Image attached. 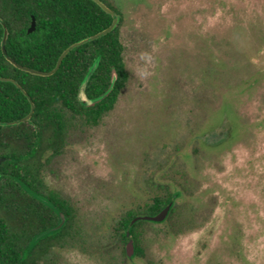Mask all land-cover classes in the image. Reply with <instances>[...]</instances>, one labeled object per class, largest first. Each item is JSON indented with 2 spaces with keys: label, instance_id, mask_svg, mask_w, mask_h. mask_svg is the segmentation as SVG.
I'll return each instance as SVG.
<instances>
[{
  "label": "rangeland",
  "instance_id": "obj_1",
  "mask_svg": "<svg viewBox=\"0 0 264 264\" xmlns=\"http://www.w3.org/2000/svg\"><path fill=\"white\" fill-rule=\"evenodd\" d=\"M108 2L129 81L46 168L82 233L41 264H264V0ZM161 186L175 212L128 256L117 223Z\"/></svg>",
  "mask_w": 264,
  "mask_h": 264
},
{
  "label": "trees",
  "instance_id": "obj_2",
  "mask_svg": "<svg viewBox=\"0 0 264 264\" xmlns=\"http://www.w3.org/2000/svg\"><path fill=\"white\" fill-rule=\"evenodd\" d=\"M102 1L120 15L116 29L71 50L59 70L47 77L27 73L7 60L0 22V76L14 79L28 93L26 96L15 84L0 81V264H41L54 248L73 244L82 233L73 204L48 185L45 173L51 160L64 151L76 123L99 125L115 108L129 81L122 14L108 0ZM33 17L36 29L29 32ZM0 19L8 29L7 54L22 66L44 72L55 68L70 45L113 23V17L92 0H0ZM96 62L86 94L90 99L108 94L94 106L84 107L78 92ZM31 100L35 105L31 119L7 126L31 112ZM162 186L160 192L153 191L157 194L150 201L126 211L115 228L120 244L133 240L137 254L142 251L140 228L148 221L133 220L155 216L170 203L169 216L175 212V194ZM54 207L66 215L65 226L36 240L60 222Z\"/></svg>",
  "mask_w": 264,
  "mask_h": 264
},
{
  "label": "water",
  "instance_id": "obj_3",
  "mask_svg": "<svg viewBox=\"0 0 264 264\" xmlns=\"http://www.w3.org/2000/svg\"><path fill=\"white\" fill-rule=\"evenodd\" d=\"M92 1H94L96 4H98L103 11H105L106 13L110 14L113 17V23L111 24L110 27L106 28L105 30L100 31L97 34H95V35H93V36H91L89 38L82 39V40L70 45L68 48H66L62 52V54L60 55L55 68L53 70L49 71V72H44V71L36 70L34 68L22 66V65L17 63L12 57H10L7 54V52H6V42H7V38H8V29L6 28V25L3 23V21L0 19V22L2 23V25L4 27V34H3V41H2V51H3L4 55L6 56L7 60L13 66H15L16 68H19V69H21V70H23V71H25L27 73H30V74H34V75H37V76H44V77L51 76V75L55 74L59 70L63 60L65 59V57L69 54V52L71 50H73V49H75L77 47H80L83 44L88 43L91 40H97L98 38H100L102 36H106L107 34L111 33L114 29H116V27L118 26V24L120 22V15H118L116 12H114L102 0H92ZM35 29H36V20L33 17L32 26L29 29V32H34ZM97 65L98 64L96 62L94 64V66L90 69V71L87 74L84 82L80 86V89H79V92H78V101L84 107L94 106L97 102H99L103 97H105L108 94V92H107L104 96H102L100 98H97V99H90V98H88V96L86 94V88H87L88 82L91 79L92 75L94 74V72H95V70L97 68ZM115 80H116V74L114 73L113 74V80H112L113 83L115 82ZM0 81L1 82H11V83L15 84L18 88L22 89L21 85L17 81H15L14 79L0 76ZM22 91H23V93L26 96H28V93L24 89H22ZM31 105H32L31 112L26 117L22 118L19 121L8 122V123H6V125L7 126H14V125H17L19 123H22V122H25V121H29L31 119L32 114H33L34 109H35V105H34L32 100H31ZM2 124L3 123L0 122V125H2ZM1 161H4V159H1ZM172 206H173V203H170L164 210H162L159 214H157L155 216H144V217L135 218L133 220V223L137 222L139 219H144L146 221L163 222L167 218V216L169 215ZM54 208L58 212V215H59V218H60V222L58 223V225L56 227L51 228V229L41 233L37 237L36 240H39V239H41V238H43L45 236H48V235H50L52 233L58 232L65 226V224L67 222L66 215L63 212L59 211L56 207H54ZM127 236L130 237V232H127ZM135 251H136V248H135L134 241L130 240L127 243V249H126L127 255L128 256H132Z\"/></svg>",
  "mask_w": 264,
  "mask_h": 264
},
{
  "label": "flooded vegetation",
  "instance_id": "obj_4",
  "mask_svg": "<svg viewBox=\"0 0 264 264\" xmlns=\"http://www.w3.org/2000/svg\"><path fill=\"white\" fill-rule=\"evenodd\" d=\"M143 217H144V216H143ZM130 240H131V239H130ZM130 240H129V241H130ZM129 241H128V242H129Z\"/></svg>",
  "mask_w": 264,
  "mask_h": 264
}]
</instances>
